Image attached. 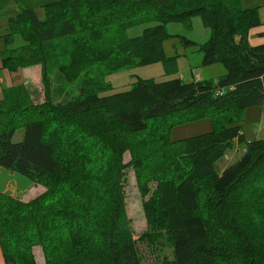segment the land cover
Segmentation results:
<instances>
[{
  "label": "trees",
  "instance_id": "1",
  "mask_svg": "<svg viewBox=\"0 0 264 264\" xmlns=\"http://www.w3.org/2000/svg\"><path fill=\"white\" fill-rule=\"evenodd\" d=\"M40 11L19 8L2 35V68L13 73L40 65L44 85L39 103L22 85L5 89L0 99V168L44 187L27 202L0 192L4 264H37L35 246L40 264H141L125 211L127 167L142 194L156 184L142 206L140 239L169 247L171 257L155 264H264V182L244 183L252 173L264 176V140L245 142L236 122L244 109L264 104V42L248 41L261 25L256 9H242L239 0H58ZM192 15L210 36L184 43L201 53L202 66L222 64V76L187 83L136 78L126 91L102 93L109 84H96L89 68L102 64L107 75L173 60L164 55L167 36L156 21L189 24ZM148 22L154 26L140 35H121ZM55 69L67 82L84 72L75 99L52 101L48 75ZM170 113L190 117L163 128L210 118L212 129L171 142L150 125ZM18 129L22 138L13 142ZM233 140L246 148L219 175L214 164ZM240 179L241 203L233 197ZM206 200L221 206L204 212Z\"/></svg>",
  "mask_w": 264,
  "mask_h": 264
},
{
  "label": "rangeland",
  "instance_id": "2",
  "mask_svg": "<svg viewBox=\"0 0 264 264\" xmlns=\"http://www.w3.org/2000/svg\"><path fill=\"white\" fill-rule=\"evenodd\" d=\"M150 15H152V12ZM142 16H144L143 12H140L136 15L137 18ZM156 22V26H162L163 32L167 36L166 40L163 41L164 55L166 58H173V60L166 61L164 64L153 63L142 66L133 65L125 69H123V67L121 70L119 69V71L111 72L107 75L105 74L106 69L102 64L93 66L89 68V74L92 76L91 78L94 79V82L98 85H104L105 88L107 84H109V87L104 92H102L103 94H112L126 91L131 87V84L136 80V78H153L156 81H164L169 78L178 77L182 80V82L187 83L192 80H197L196 78H199V80L209 79L215 81L218 79V77L225 73V68L220 63L202 66L201 53L195 50V46L190 47L184 43V41L189 40L198 45L204 43L209 38L210 30L202 24L198 15H192L189 24L183 23L178 19L166 20L164 23H160L158 21ZM152 26H154V23L150 22L145 23V25L134 26L122 32L121 35L123 37H134L140 35L143 28L145 29L146 27ZM262 27L264 28V25ZM248 41L251 45H257L262 40L260 41L257 37L250 34ZM30 67L31 66L24 68L31 70ZM5 74V81H7L9 85H16L24 81V74L21 73V70H17L16 73ZM83 79L84 72H81L75 81L67 82L63 79L61 73L58 70H53L51 74L48 75L49 96L54 103L71 101L75 99L80 93ZM22 86L27 89L31 99L33 100V103H39L43 101L44 85L43 81H41V66L37 81H31V83L22 84ZM2 87H5V84H2ZM227 113L223 114V117H230ZM182 116L187 115L184 113H170L159 119L153 120L150 125H152V128L157 127L160 130L165 131L167 138L171 142L206 134L212 129V121L210 118H201L175 124L171 127L168 126L169 128H163L171 121L183 119ZM236 122L240 125L245 142H252L257 139L264 140V104H258L244 109L242 117ZM22 134V129L15 131L12 136V141H20ZM245 148L246 146L244 144H240L236 140L231 141L230 145L226 148L224 155L220 157L214 164L216 173L220 175L229 165L237 162L244 153ZM122 158L124 163H128L130 160V153L125 151ZM9 172L11 173L12 171ZM12 173L14 174V172ZM261 173L262 172L260 171L252 173L250 178H247L248 180L244 183L246 185H260V182H264V176H260ZM17 178L19 179H16V185L20 188H24L29 183L26 178L21 175L19 176V174L17 175ZM7 179V176L5 179L0 178V184L6 185ZM122 181L125 197V211L127 217L130 219L131 230L133 238L136 241V248L141 260V264H155L158 258H161L162 256L170 258L171 249L169 247H154L146 240L140 239L143 233L146 232V222L142 206L145 201L149 200L152 192L155 190L156 184L154 182L149 183L148 192L142 194L136 183L135 175L131 167L124 169ZM14 187V182H9L5 189L7 193H3L7 196L15 197L23 202L33 199L44 191L43 186L34 183L31 190L23 194H20L18 191H16ZM233 192V197H237L238 202L241 203V179L239 185ZM233 203L237 208L241 209L239 205L235 204L234 199ZM220 206V201L218 202L217 206L210 204V202L207 200L201 204V208L203 207L202 210L204 212L207 211L208 213H212V210H216L217 208H220ZM209 218L206 219L207 222ZM32 250L36 263H42L44 258L40 247L35 246Z\"/></svg>",
  "mask_w": 264,
  "mask_h": 264
},
{
  "label": "crops",
  "instance_id": "3",
  "mask_svg": "<svg viewBox=\"0 0 264 264\" xmlns=\"http://www.w3.org/2000/svg\"><path fill=\"white\" fill-rule=\"evenodd\" d=\"M56 1L58 0H0V52L3 49L2 35L5 33V24L7 22L6 20L9 17L16 14L19 8L37 10L38 13L41 14L42 11H40V9L43 5L53 3ZM240 6L242 9H256L258 17L261 21V25L257 28H254L250 34H252V36L257 37L260 41L262 40L261 42H264L263 40L264 37H260L255 34L257 32H264V28L262 27L264 25V0H240ZM30 68L31 70H28L27 68L18 69L19 71L21 70V73L24 74L23 76L24 81L16 85L14 84L9 85L7 81H5V75H6L5 73H8V74H12V73L2 68L1 60H0V99L3 97V91L5 89L15 87L18 85H22V84L31 83V81L33 82L37 81L38 74L40 72V66L35 65V66H31ZM13 73H16V72H13ZM196 79L199 80V78H196ZM2 84H5V87H2ZM17 175H18L17 173L13 174L12 172L10 173L7 169L0 168V178L5 179L6 176L8 177L6 185L0 184L1 193L6 192L5 189L8 186L9 182H14L15 184L14 188L20 194L26 193L27 191L31 190V188L33 187V183L29 181L28 179L27 180L29 181V183L24 188H20L16 185L17 183L16 179H19L17 178ZM0 264H4L1 252H0Z\"/></svg>",
  "mask_w": 264,
  "mask_h": 264
}]
</instances>
